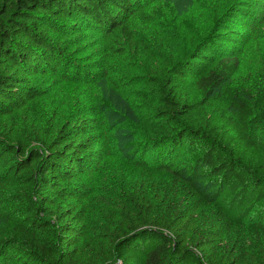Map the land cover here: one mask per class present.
I'll return each instance as SVG.
<instances>
[{
	"label": "trees",
	"instance_id": "1",
	"mask_svg": "<svg viewBox=\"0 0 264 264\" xmlns=\"http://www.w3.org/2000/svg\"><path fill=\"white\" fill-rule=\"evenodd\" d=\"M142 1L0 0V195L22 184L46 193L16 225L39 264H185V246L205 209L213 218L196 248L209 264L223 237L244 231L259 239L255 254L241 245L226 264H264V160L255 168L229 156L185 91L191 85L205 98H218L226 107L221 119L238 145L258 151L253 132L264 136V88L254 94L226 86L239 70L241 39L228 27L234 7L222 3L213 26L179 56L165 57L158 31L147 38L131 29ZM84 29L104 34L108 50L135 61L143 74L137 91L121 87L133 124L129 162L141 184L124 186L107 207L108 224L91 232V242L87 180L113 161L115 127L84 114L36 149L17 133L16 119L28 122L30 104L44 96L42 80L69 75L67 38ZM4 211L0 199V264H8V233L16 224Z\"/></svg>",
	"mask_w": 264,
	"mask_h": 264
},
{
	"label": "rangeland",
	"instance_id": "2",
	"mask_svg": "<svg viewBox=\"0 0 264 264\" xmlns=\"http://www.w3.org/2000/svg\"><path fill=\"white\" fill-rule=\"evenodd\" d=\"M143 6L130 20L131 29L147 38L156 30L157 37L167 45L166 56H179L189 43L204 33L214 24L217 10L226 2L230 11L228 20L229 30L235 34L241 43L237 60L239 70L226 84L248 90L254 94L264 88V0H143ZM233 14V15H232ZM159 33V34H158ZM108 38L94 30H81L70 34L67 38V56L64 66L69 75L44 79L41 82L43 97L38 98L25 113L27 123L17 119L18 131L30 141V147L40 149L43 142L53 136L59 127L84 114L93 116L110 127H115L112 134L118 140L117 154L109 164H102L91 179L87 180L92 198L89 204L90 233L89 240L94 239L92 233L102 231L106 227L111 203L122 196L125 185L141 184L139 175L134 174L133 166L129 162L131 157L130 145L133 140V124L125 110L122 98L126 90L121 87L133 85L143 74L138 73L137 64L132 59L125 62L117 57L107 47ZM162 46L163 43H161ZM154 47L155 49L158 48ZM111 79V81L109 80ZM185 91L190 94L192 103L199 107L198 119L208 126V134L221 143L227 154L245 165L257 168L260 160H264V136L253 132L258 144V151L248 152L242 149L233 134L223 123L221 117L226 107L218 98H205L191 85H186ZM131 100V99H130ZM131 152V153H130ZM131 179V180H130ZM68 185V184H64ZM148 187V185H147ZM164 190V187H163ZM45 192L36 193L25 185H16L12 192L0 195L1 203L5 207L4 213L10 216L16 224L12 232L8 233V264L38 263L29 239L24 236L16 225L24 223L31 207L41 203L40 197ZM183 200V196L180 198ZM39 214L38 217H43ZM213 218V211L205 209L204 215L199 217L198 226L189 236L185 246L187 255L185 264H209L204 251L196 248L197 242L203 237ZM53 219V218H51ZM92 232V233H91ZM258 237L244 231L235 232L230 237H223L217 243V257L214 264L232 262L228 258H235L238 248L243 245L250 254L257 250ZM237 245V246H236ZM91 249H89V252ZM229 253H232L230 256ZM120 263V260H118Z\"/></svg>",
	"mask_w": 264,
	"mask_h": 264
}]
</instances>
